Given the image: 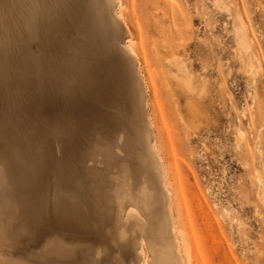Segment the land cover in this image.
I'll list each match as a JSON object with an SVG mask.
<instances>
[{"label":"rangeland","instance_id":"rangeland-1","mask_svg":"<svg viewBox=\"0 0 264 264\" xmlns=\"http://www.w3.org/2000/svg\"><path fill=\"white\" fill-rule=\"evenodd\" d=\"M89 1L0 0V264H264V0Z\"/></svg>","mask_w":264,"mask_h":264},{"label":"bare ground","instance_id":"bare-ground-1","mask_svg":"<svg viewBox=\"0 0 264 264\" xmlns=\"http://www.w3.org/2000/svg\"><path fill=\"white\" fill-rule=\"evenodd\" d=\"M60 2L62 3V7H63L64 12H63V15L61 17H59L60 19L59 20L57 19V20H58V22H60L61 25L65 21H66V23H69L70 25H72L73 23L77 22V20H80V19L82 20V27H81V29L79 31V36H80L79 40L78 41H74V42H70V43H68V45H67V42H65L64 43L65 47L67 46L68 48H70V50L76 49V48H77V50H78V48L80 50V48H81V46L83 44L84 45L88 44V45H90L91 50L89 52H87V57L89 56V59H90V57H92L93 59L96 58L95 63L98 60L97 61V67H94L84 77L85 78L84 79L85 83L90 81V80H92V84L95 83L96 81L97 82H104L107 79V76L109 74H112V75L116 76L117 74L121 73L120 75L123 78V75L125 73H124V69H123V66H122V60L119 58V56H117L116 58L113 57L114 58V61L112 62L113 65H108V68H105L104 70L101 68L99 70L100 72H98V75L96 74L97 72L95 73L96 68H98L100 66V63L102 62L101 59L103 58V56H105L104 54H107L108 52H110L109 49L112 48L111 47V43L109 41V36H108V34L106 32V29H105V27H106L105 17H103V15H102L99 18H95V17L93 18V6H92V2L90 3L89 0H60ZM57 20H54V21L57 22ZM47 26H48V23L46 24V26L35 28V32H34L33 35H35L36 37H40L42 32H43V34H45L51 40L52 39L51 36L53 34H55V33L51 30V28H49ZM77 50H75V51H77ZM128 54L130 56H132V57L135 56V52L132 49L128 50ZM114 55L115 54H113V56ZM3 61H5V60L3 59ZM28 61H29V56L26 55L25 57L21 58L20 61H18V62L20 64H23V65L26 66L28 64ZM112 63H110V64H112ZM4 64H6V63H4ZM15 64H17V62ZM10 74L11 73L9 71H7V69L4 68V66H0V80L5 82L6 79L9 78ZM163 74L165 75V73H163ZM71 79H74V78H71ZM21 89H22V86H21ZM13 139L14 140H18V139L21 140V137H20L19 134L14 133L13 134ZM18 157H19V155H18ZM35 161H36V159H35ZM33 162H34V159L32 157H30V161L27 163L28 166L24 165L25 172H27V173L29 172V175L26 176L27 179H28V177L30 175L34 174V164H33ZM33 181H34L33 177H30L26 181V184H27L26 188L27 189H29V190L33 189L32 188L33 187L32 185L34 184ZM128 214H130V216H132L131 218H135V215L136 216L138 215L134 211H128ZM55 249H57V248H55ZM62 251H65V250H62ZM52 254H55V253L53 252ZM137 254H139L141 256V254H142L141 249L138 248V253ZM176 254L178 256V261H179V264H180L181 263V259L179 258V255H178L177 251H176ZM169 255H170V253L168 252V255L166 254V256H160L156 260V264H171V256H169Z\"/></svg>","mask_w":264,"mask_h":264}]
</instances>
